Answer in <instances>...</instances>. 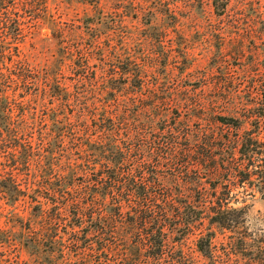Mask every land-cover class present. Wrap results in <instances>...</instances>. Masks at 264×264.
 <instances>
[{
  "label": "trees",
  "instance_id": "trees-1",
  "mask_svg": "<svg viewBox=\"0 0 264 264\" xmlns=\"http://www.w3.org/2000/svg\"><path fill=\"white\" fill-rule=\"evenodd\" d=\"M48 1L0 0V201L12 208L10 217L19 216L16 206L24 201L26 231H138L131 245L112 249L109 264H181L182 252L163 231H190L204 212L208 231H232L225 256L236 264H264V247L233 232L244 229L247 205L188 197L202 189V174L218 180L220 166L233 186L264 195V111L253 116L255 131L235 141L193 135L162 109L166 101L148 84L147 71L136 72L134 57L124 61L115 46L102 45L123 40L124 16L87 18L88 42L79 38L77 50L59 51L40 68L26 46L34 22H46L57 33ZM78 1L96 10L103 2ZM165 2L159 0L160 6ZM130 4L134 8L135 1ZM95 53L103 65L128 64L123 71L64 76ZM215 150L224 152L221 164ZM230 182L224 194L232 190ZM212 237H202L197 247L217 264Z\"/></svg>",
  "mask_w": 264,
  "mask_h": 264
},
{
  "label": "rangeland",
  "instance_id": "rangeland-1",
  "mask_svg": "<svg viewBox=\"0 0 264 264\" xmlns=\"http://www.w3.org/2000/svg\"><path fill=\"white\" fill-rule=\"evenodd\" d=\"M118 1L103 0L96 10L78 0H49L57 33L46 22H34L26 48L44 68L57 59L59 51L77 50L79 38L88 42L87 18L98 15L112 21L124 16L119 28L123 40L101 43L105 49L115 46L124 61L134 57L136 72H148V84L159 89V99L166 101L164 111L182 120L193 135L199 132L235 141L255 131L253 116L264 111V0H165L161 6L159 0H134V8L131 0H121L120 5ZM94 57L89 63L83 60L78 71L73 67L68 69L70 73L65 68L69 74L64 76L79 72L101 75L114 67L123 71L128 64L109 61L103 65L99 53ZM215 151L221 164L224 152ZM220 170L223 174L218 180L202 174V189L188 197L244 203L248 206L245 226L233 231L234 235L264 247V195L233 186L223 167ZM159 171L164 174L167 169ZM192 175L196 177L194 172ZM228 182L232 190L224 194ZM16 209L19 216L13 219L9 215L12 208L0 201V264H109L108 258L114 259L112 249L128 247L131 240L138 239L131 236L138 231H26L28 205L21 201ZM196 219L190 231H163L171 237L170 246L182 252L181 264H210L197 247L199 239L208 234H213L211 249L217 264H236L224 254L232 231L216 227L208 231L204 212Z\"/></svg>",
  "mask_w": 264,
  "mask_h": 264
}]
</instances>
